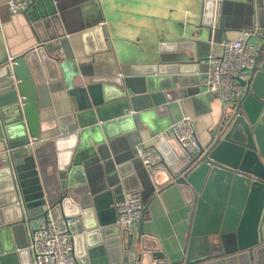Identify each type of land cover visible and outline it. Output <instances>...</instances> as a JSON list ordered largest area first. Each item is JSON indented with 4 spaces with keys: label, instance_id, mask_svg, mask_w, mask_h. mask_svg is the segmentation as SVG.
I'll list each match as a JSON object with an SVG mask.
<instances>
[{
    "label": "water",
    "instance_id": "water-1",
    "mask_svg": "<svg viewBox=\"0 0 264 264\" xmlns=\"http://www.w3.org/2000/svg\"><path fill=\"white\" fill-rule=\"evenodd\" d=\"M253 2L256 62L236 115L210 133L200 155L158 137L175 144L174 163L163 157L164 168L148 174L123 136L136 125L155 134L168 128L167 104L198 86L200 67L227 31V7L239 3L252 17ZM87 3L98 11L84 18L79 37L84 44L92 36L95 59L109 66L89 86L75 87L90 66L66 49V13L54 0H37L17 14L34 46L11 58L0 51V118L9 150L0 167V264H31L27 226L47 212L54 220L79 219L74 256L89 264H264L263 0H204L202 8L193 0H162L157 14L132 12L119 0ZM155 32L157 49L131 61L128 47L152 41ZM63 88L74 101L70 112L41 122L50 94ZM171 185L192 200L185 255L174 263L144 230L151 202ZM134 193L144 204L137 230L121 231L114 205Z\"/></svg>",
    "mask_w": 264,
    "mask_h": 264
},
{
    "label": "crops",
    "instance_id": "crops-1",
    "mask_svg": "<svg viewBox=\"0 0 264 264\" xmlns=\"http://www.w3.org/2000/svg\"><path fill=\"white\" fill-rule=\"evenodd\" d=\"M119 1L121 4H127L132 12H140L142 14L159 11V8L162 7V0ZM193 1L198 4L199 8L203 7L204 0ZM87 2H89V0H54L57 8L59 6L61 11L66 13L64 22L67 24L66 30L69 33L65 37V40L67 41V43L64 44L66 49L71 50L79 63L90 66L89 69L86 70V75L84 77H81L80 80H75V87L80 84L89 86L90 81L93 78H97V75L101 77L100 74H106L109 71V66H107L106 62L95 59L96 45L95 41H92L93 37L90 36L84 44L79 37L78 30H80L85 23L84 18H89L88 16L92 17L93 15H96V12L98 11L95 5H87ZM6 3L7 0H0V51L3 58H11L31 48L36 42L33 33L28 29L24 17L22 15H12L6 6ZM237 4L239 3H234L226 9L227 31L218 37V45L224 40L235 41L243 39L245 38V34L252 33V31L257 33L258 24L256 22L255 2H253L252 6V17L246 7ZM95 10L97 11L95 12ZM154 14H157V12ZM251 22L253 24L252 27ZM146 23L149 24L148 21ZM143 29L146 30L144 25ZM155 34L152 35L151 33L152 36L150 37L152 41H147V43H133L128 47L129 59H131V61L137 63V61H141L145 58L147 51L157 49L160 41L158 39V32H155ZM248 43L256 46V36L254 35L249 38ZM66 49L61 51L62 56L65 55ZM165 52L169 54L172 53L169 52V49H166ZM175 53L176 51L174 54ZM219 54L220 49L218 47L211 49L210 51V55ZM71 69L72 68L70 67L69 72L66 70V73L69 74ZM206 72L207 64L205 62L203 66L200 67L198 76H203ZM200 80L201 79H199L198 86H189L185 88L188 91L187 96H183L172 103L167 104V106L172 121L180 120L183 117H188L192 120L199 135L201 146L204 148L209 142L210 133L220 125L224 119V113L219 99L212 94L204 93L202 91ZM50 101L52 102L51 107L41 112V122L69 113L71 106L74 103L73 98L69 96L68 90L65 88L59 92L50 94ZM56 134L57 131H53L48 135L42 136V138H48L55 136ZM123 137H128V143L130 144V149L133 154L139 143L154 145L157 147L162 158L164 157L167 160V163H174L172 146L175 144L159 140L157 134L151 133L147 127L136 125L134 132L129 131ZM6 149L7 144L0 118V167L5 165L2 160L5 159L6 163L8 161V158L4 153ZM134 155V160L141 164L139 159L136 158V154ZM0 187L1 189L4 188L3 185H0ZM191 201V197L183 192L179 186L171 185L165 187L160 193H157L148 208V213L144 222V230L154 236L153 238L166 252L172 263L179 262L185 255L190 232L189 216L192 211ZM32 225L33 221L31 222V225L27 226L28 233L30 232Z\"/></svg>",
    "mask_w": 264,
    "mask_h": 264
},
{
    "label": "built area",
    "instance_id": "built-area-1",
    "mask_svg": "<svg viewBox=\"0 0 264 264\" xmlns=\"http://www.w3.org/2000/svg\"><path fill=\"white\" fill-rule=\"evenodd\" d=\"M37 0H7L6 6L13 15L28 11ZM255 33L245 34V38L231 41L224 40L219 44L220 54L206 58L207 72L200 80L204 93L212 94L221 103L224 118L236 115L237 107L245 98L244 83L248 81L256 62V46L248 43ZM174 140L186 154L200 155L203 151L199 135L194 123L188 117L171 121L168 128L157 134ZM8 158L9 150H5ZM148 174L156 173L164 168L163 158L156 146L139 143L135 149ZM6 164V160H2ZM115 225L119 230L135 232L144 208L139 193L131 194L128 199L114 205ZM77 217H63L54 220L49 212L33 220L28 233L27 250L31 264H89L86 258L76 259L74 256L73 238L78 235Z\"/></svg>",
    "mask_w": 264,
    "mask_h": 264
}]
</instances>
